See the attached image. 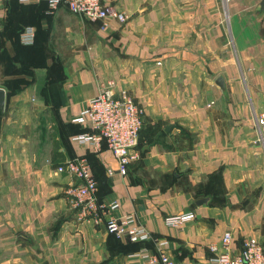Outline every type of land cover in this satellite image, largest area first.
Returning a JSON list of instances; mask_svg holds the SVG:
<instances>
[{
	"label": "crops",
	"instance_id": "0c3cea01",
	"mask_svg": "<svg viewBox=\"0 0 264 264\" xmlns=\"http://www.w3.org/2000/svg\"><path fill=\"white\" fill-rule=\"evenodd\" d=\"M102 2L128 20L0 0V264H151L136 255L157 256L164 241L177 264H207L227 232L234 253L250 238L264 248L263 0ZM27 28L29 46L19 40ZM108 80L143 110L140 158L126 176L106 147L93 154L74 141L89 126L73 120ZM78 157L91 164L99 200L118 203L113 215L134 217L151 240L80 219L76 182L58 172ZM190 212L194 221L165 225Z\"/></svg>",
	"mask_w": 264,
	"mask_h": 264
},
{
	"label": "built area",
	"instance_id": "2783aa9c",
	"mask_svg": "<svg viewBox=\"0 0 264 264\" xmlns=\"http://www.w3.org/2000/svg\"><path fill=\"white\" fill-rule=\"evenodd\" d=\"M39 0H22L33 2ZM51 10L66 6L69 11L90 22L116 21L125 23L128 16L112 6L103 4L102 0H45ZM226 3L232 0H223ZM36 33L27 28L20 36L23 45L34 44ZM80 125H88L89 130L74 138L80 145H88L93 154H100L106 147L119 164L120 175L128 174L129 165L140 158L138 150L143 128V110L127 90H117L116 82L108 80L100 85L99 94L89 102L88 107L73 120ZM257 125L264 139V113L257 117ZM58 172L75 180L70 189L74 206L80 211V219H91L96 224L103 223L108 233L116 238L127 237L133 243L148 242L150 232L136 224L132 216L116 218L113 213L119 208L118 203L105 204L98 198V182L87 157H78L58 168ZM115 174L109 171L110 177ZM196 219L193 212L180 214L165 219L168 228H176ZM232 234L225 233L221 247L214 244L210 247L214 254L207 264H264V248L255 238L245 240L241 251L231 250ZM167 242H160L159 255H151L143 250L136 257L148 260L151 264H177L166 251ZM140 264V263H133Z\"/></svg>",
	"mask_w": 264,
	"mask_h": 264
},
{
	"label": "water",
	"instance_id": "95a60500",
	"mask_svg": "<svg viewBox=\"0 0 264 264\" xmlns=\"http://www.w3.org/2000/svg\"><path fill=\"white\" fill-rule=\"evenodd\" d=\"M262 10H264V0L262 2ZM216 85L221 89V91L226 95V84L224 82V79L222 77H219L216 80ZM6 102H7V93L6 90L3 88H0V117L4 114L6 109ZM172 126H169L167 130H170ZM210 202L209 198L201 199L197 202L198 206H202L205 204H208Z\"/></svg>",
	"mask_w": 264,
	"mask_h": 264
},
{
	"label": "trees",
	"instance_id": "16d2710c",
	"mask_svg": "<svg viewBox=\"0 0 264 264\" xmlns=\"http://www.w3.org/2000/svg\"><path fill=\"white\" fill-rule=\"evenodd\" d=\"M23 33V32H22ZM19 40H20V38H19ZM20 43H21V41H20Z\"/></svg>",
	"mask_w": 264,
	"mask_h": 264
}]
</instances>
